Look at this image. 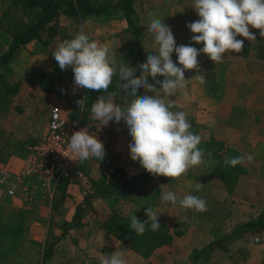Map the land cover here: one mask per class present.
I'll return each mask as SVG.
<instances>
[{
    "label": "crops",
    "instance_id": "1",
    "mask_svg": "<svg viewBox=\"0 0 264 264\" xmlns=\"http://www.w3.org/2000/svg\"><path fill=\"white\" fill-rule=\"evenodd\" d=\"M190 1L177 3V0H138L136 8L145 25L143 45L144 47L145 44L153 45V50L150 49L151 54L157 53L158 46L148 31L149 12H157L159 18L170 27L177 46L191 44L198 50L203 47L202 44L191 41L195 34L187 27V24L193 22L187 21L191 18ZM22 8L21 3L15 4V0H0V53L9 47L13 38L10 19L6 13L10 10L22 11ZM59 24V32L53 38L46 42L43 39L31 41L8 64L12 68L8 80L18 84V92L24 94L25 101L30 102L31 106L38 96H46L52 101L48 109L45 130L50 108L54 103H59L66 114L82 112L87 121H94L91 106L102 94L87 90L84 96H64L54 91V84L65 79L71 72V68L61 71L51 54L65 39L74 38L83 28L90 39L107 45L117 62L128 61L132 67L131 55L124 50L131 41V33L123 11L114 10L109 15L87 14L79 17L62 13ZM250 31L255 35L259 33L258 29L251 27ZM237 39L244 40L242 52L225 53L221 63H214L201 53L197 57L199 69L185 70L184 89L178 90L172 97L164 96L159 90L157 92L164 98L165 103L173 105L172 111L186 113L191 124L190 131L194 134H198V130L208 131L207 140L203 141L200 135L202 143L198 145L204 153V162L189 168L179 179L152 175L144 184L141 194L133 200H125L118 196L97 197L90 204L83 206L82 216L79 222H76L74 212L87 191V188L84 186L82 188L81 185L84 192H76L77 205L67 222L68 227H71L70 231L66 229V233L62 235L64 230L60 232L47 230L41 237L43 250L48 240L57 239L53 247L55 251L51 256L44 258L42 250L40 257L42 264H100L102 255L110 256L113 252L123 253L127 264L236 263H233L235 257L231 256L232 250L225 259L220 257L222 251L229 252V248L235 244L243 245L245 240L248 238L253 240L257 234L238 238L230 243L227 249L215 248L211 252L202 251L201 255H196V251L203 250L211 240L223 235L235 224L255 217L264 208L258 207L261 196L264 197V37L259 39V44L241 36H237ZM172 59L180 66L175 52ZM199 76L204 77L203 84L199 82ZM157 79L162 81L164 78ZM148 80L150 83L153 82L151 76ZM109 90L114 91L116 88L110 85ZM83 97L85 107L80 110L76 101ZM119 98L120 96L117 99L118 103ZM112 123L113 135H122L127 144V149L115 158L114 163H118L115 165L130 175L144 170L139 162L130 158L128 148L130 135L126 124L123 121L119 124L113 121ZM212 139L224 142L225 147L222 151ZM228 148L242 156L252 155L253 160L248 162L245 159L238 167L235 166L232 173L225 175L226 173L218 171V168L221 155L224 156L229 151ZM88 162L87 160L83 163L86 172L89 171ZM240 166L242 167L239 168ZM92 172L93 170L89 173V178H98L94 172L91 174ZM197 182L201 183L199 191L195 190ZM70 184L67 188L71 190L73 186ZM168 191H173L178 198L185 195L202 198L206 201L207 211L184 210L178 204L172 206L170 202H163L162 194ZM143 204L159 214V221L165 222L172 234L170 242L157 246L149 256L139 252L130 242L124 241L107 225V220L114 209L119 208L124 215H136ZM124 208L127 209V213L124 212ZM259 236L260 240L257 241L261 243L259 248H264V231L260 232ZM237 249L244 250L247 254L246 248ZM246 260L250 264L251 259ZM259 261L261 262L257 264H264V258Z\"/></svg>",
    "mask_w": 264,
    "mask_h": 264
},
{
    "label": "clouds",
    "instance_id": "2",
    "mask_svg": "<svg viewBox=\"0 0 264 264\" xmlns=\"http://www.w3.org/2000/svg\"><path fill=\"white\" fill-rule=\"evenodd\" d=\"M199 19L187 24L191 41L202 44L199 50L188 45L177 46L170 27L159 18L157 12H149L148 31L158 46L156 54H148L146 61L130 67L118 63L107 45L90 39L83 28L72 39H65L51 53L61 71L71 68L74 75L73 94L77 89L101 92L91 106L92 118L100 127L108 126L110 121L119 124L123 121L130 135L128 145L130 158L153 176L179 179L189 168L201 165L204 153L198 147L201 137L194 134L184 111H172L173 105L165 103L158 90L164 96L172 97L178 90L184 89L185 70H198L197 57L203 53L214 63H221L228 52L240 53L245 39L256 40L250 27L259 30L264 37V0H194L193 5ZM173 52L178 63L172 59ZM139 71L141 75L136 76ZM151 76L153 82H149ZM117 77L116 90H109ZM157 77H163L162 81ZM198 80L203 84L204 77ZM159 85V89H157ZM143 89L144 94L139 95ZM121 92L129 99L118 103ZM154 93L155 95H149ZM186 95V93H185ZM84 98L76 103L80 110L85 107ZM99 127V128H100ZM98 128V129H99ZM68 151L71 160L87 161L96 158L102 161L106 152L96 133L88 128L75 131L69 138ZM211 155V153H209ZM245 159L253 160L252 155L226 157L225 166L235 167ZM201 183L195 184L199 191ZM163 202L177 204L184 210L207 211L206 201L195 195L178 198L173 191L162 194ZM147 220L131 217V228L137 235H143L147 228L156 232L160 229L159 214L152 208H145ZM186 219V218H185ZM100 264H127L123 253L113 252L102 255Z\"/></svg>",
    "mask_w": 264,
    "mask_h": 264
},
{
    "label": "rangeland",
    "instance_id": "3",
    "mask_svg": "<svg viewBox=\"0 0 264 264\" xmlns=\"http://www.w3.org/2000/svg\"><path fill=\"white\" fill-rule=\"evenodd\" d=\"M183 1L177 0V3ZM137 3L138 0H136V7ZM190 3L192 4L191 18L187 21L194 22L199 17L193 7L194 0H191ZM259 39L261 36L257 33L255 43L259 44ZM145 48L153 50V45L145 44ZM122 62L128 63V61ZM113 79L112 85L116 88L117 77H113ZM3 95L4 93L0 90V166L7 165L12 171L18 172L22 168L28 151L37 144L38 139L45 131L48 109L52 101H49L46 96H38L35 97L31 106L30 102L24 100V94L18 91L9 93L5 97ZM122 98L126 100L127 97L125 94H121L119 98L121 103H123ZM207 132L197 131L203 141L207 140ZM113 134L114 130L104 142L105 158L102 161L96 158L89 160V171L86 172V177L82 180L70 181V185L73 186L71 190L67 188V191L63 193L59 183L55 190L49 191L47 187L37 181V177H33V179H29L31 185L29 186L33 187L34 195L26 194L20 187L13 194L6 193L0 196V264H42L40 258L43 250L41 237L47 230L60 232L67 229L70 231L71 227H68L67 222L77 205L76 195L84 192V189L81 190V185L82 188L83 186L88 187L89 173L93 170L98 178L105 176L110 167L118 164L114 163L115 158L127 149L124 137ZM212 140L213 143H216V139ZM55 198H60L58 207L53 206ZM260 200L261 204L258 203V207L261 209L264 207L262 204L264 197L261 196ZM125 211L127 213V209L124 208ZM256 234L259 235V233ZM245 241L243 245L235 244L234 247L229 248V252L222 251L220 257L228 258L232 250L231 256L235 257V261H233V263L236 262L235 264L238 262L248 264L246 258L251 259L250 264L261 262L259 260L264 258V248H259L261 243L255 241L254 237L253 240L248 238ZM242 247L246 248L247 254L244 250L237 249Z\"/></svg>",
    "mask_w": 264,
    "mask_h": 264
},
{
    "label": "trees",
    "instance_id": "4",
    "mask_svg": "<svg viewBox=\"0 0 264 264\" xmlns=\"http://www.w3.org/2000/svg\"><path fill=\"white\" fill-rule=\"evenodd\" d=\"M21 3L22 11L10 10L6 16L10 19L11 31L13 38L9 47L0 53V90L4 97L9 93L18 91V84L8 80L12 68L8 66L9 62L17 57L19 51L33 40L43 39L45 42L53 38L59 32V18L62 13L69 15L82 16L87 14H105L109 15L114 10L121 9L128 21V28L131 33V41L125 46L124 50L131 55V66L145 62L147 55L152 50H146L143 45V33L145 25L141 21V15L136 8V0H15V4ZM243 51V50H242ZM136 76L140 72L135 73ZM139 95L144 94L141 89ZM124 102V98H122ZM121 103V102H120ZM220 151L225 144L223 141H216ZM224 156L221 155V162L218 171H223L227 175L232 173L235 167L225 166L226 157L242 156L233 149L228 148ZM220 157V156H218ZM239 166L238 164L236 165ZM240 166L239 168H241ZM152 174L146 170L130 175L120 166L110 167L109 173L100 178H88L87 191L74 212V220L79 222L83 206L90 204L97 197L118 196L125 200H133L141 194L144 184L150 179ZM70 179L64 178L59 186L65 193ZM61 197V196H58ZM60 198L53 200V206L58 207ZM147 206L141 205L136 215H124L119 208L113 210L108 218L107 225L124 241H128L139 252L149 256L152 251L159 245L168 243L172 239L168 225L163 221H158L160 229L156 232L147 228L143 235H137L131 228V217L135 216L141 221L147 220L145 212ZM264 231V208L258 214L246 221L235 224L230 230L223 235L211 240L206 248L196 251V255H201L202 251L211 252L215 248L227 249L229 244L238 238L255 235ZM66 233V229L62 235ZM57 239L48 240L47 246L43 250V257L51 256L55 249Z\"/></svg>",
    "mask_w": 264,
    "mask_h": 264
},
{
    "label": "built area",
    "instance_id": "5",
    "mask_svg": "<svg viewBox=\"0 0 264 264\" xmlns=\"http://www.w3.org/2000/svg\"><path fill=\"white\" fill-rule=\"evenodd\" d=\"M74 88L72 70L65 79L56 82L53 87L56 93L64 96L74 95ZM86 92L87 89H77L75 95L84 96ZM99 127L98 121H87L82 112L66 114L59 103L52 104L47 128L37 144L28 151L22 168L14 172L7 165L0 166V196L6 193L13 194L20 187L26 194L34 195L35 191L32 190L33 187H30L29 181L33 177H37V181L49 191L55 190L64 178L70 181L84 179L86 177V171L83 168L85 161L71 160L68 157L71 156L68 151L69 138L75 131L88 128L89 133H96L97 138L104 144L113 133V123L110 121L108 126ZM92 159L94 158L89 160ZM254 240L259 241L260 236L255 235Z\"/></svg>",
    "mask_w": 264,
    "mask_h": 264
}]
</instances>
